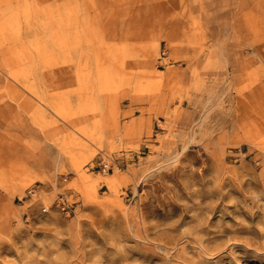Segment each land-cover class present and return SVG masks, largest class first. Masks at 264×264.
Listing matches in <instances>:
<instances>
[{"label": "rangeland", "instance_id": "rangeland-1", "mask_svg": "<svg viewBox=\"0 0 264 264\" xmlns=\"http://www.w3.org/2000/svg\"><path fill=\"white\" fill-rule=\"evenodd\" d=\"M0 264H264V0H0Z\"/></svg>", "mask_w": 264, "mask_h": 264}, {"label": "built area", "instance_id": "built-area-1", "mask_svg": "<svg viewBox=\"0 0 264 264\" xmlns=\"http://www.w3.org/2000/svg\"><path fill=\"white\" fill-rule=\"evenodd\" d=\"M110 169H111L110 164H109V163H106V164L104 165V172H109ZM30 193H32V191H30Z\"/></svg>", "mask_w": 264, "mask_h": 264}]
</instances>
